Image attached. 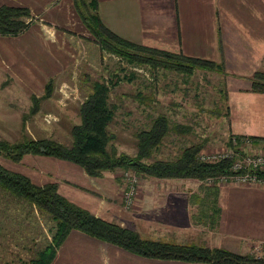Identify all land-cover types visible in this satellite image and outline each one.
Segmentation results:
<instances>
[{"label": "rangeland", "instance_id": "obj_1", "mask_svg": "<svg viewBox=\"0 0 264 264\" xmlns=\"http://www.w3.org/2000/svg\"><path fill=\"white\" fill-rule=\"evenodd\" d=\"M18 2L26 5L28 0H0V5L23 7ZM88 3L87 0H80L79 4L76 2V8L79 12L87 10L92 13ZM65 5L61 1L47 4L46 8H41L38 3L35 6L31 4L30 18L25 19L28 22L34 18L36 22L40 21L39 18L43 19L42 22L50 21L46 24L55 31V43L43 45L37 41L40 36L45 38L37 23L20 37L8 36L9 39L0 40V138L17 140L26 131L31 138L48 137L69 143L70 128L80 121L79 107L89 87L94 81L104 79L107 82L112 74H117L121 78L119 83L110 87L109 102L116 105V110L109 131L114 134L111 146L118 153L134 156L137 151L135 133L149 128L158 115L167 117L169 133L150 160L173 158L190 145L199 144V150L210 151L220 149L227 142L232 135L229 130L227 82L233 84L241 78L249 80L253 73H224L236 78L232 82L218 72L198 69L184 81V76L179 73L162 69L151 72L146 68L128 66L122 59L101 49L88 29L86 17L78 13L79 22L75 24L74 12ZM124 74H131L133 78L124 79ZM254 79L257 80L256 77ZM50 80L53 81V89L45 97V85ZM63 84L68 87L61 88ZM32 95L40 98L36 112L32 111ZM232 101L238 111L240 105L235 99ZM246 108L249 109L246 111L248 114L244 115L240 110L239 118L247 125V131L264 132V116L261 115L263 120L258 121L251 113L258 114L261 106L250 102ZM48 160L46 156L32 154L24 155L20 162L0 157L2 165L13 171L27 166L42 171L50 169ZM150 160L144 159L145 162ZM56 169L65 171L60 167ZM149 176L138 174V185ZM185 179L190 185L183 191L196 194L206 188L201 179ZM220 192L225 199L228 195L232 196L226 201L230 214L239 219L243 216L260 218L264 222V188L228 185ZM5 202L0 198L2 208L8 207L5 222L0 225V264H24L51 240L49 227L52 222L36 211L22 210L21 203L15 199ZM195 217L191 219L194 226L191 230L195 232L194 239H191L193 242L171 238L166 230H159L151 236L145 231L141 236L148 239L158 236L164 242L209 246L205 243L207 240L203 242L202 238H198L196 228L201 219L197 215ZM205 223L208 231L213 229L214 222ZM250 250L249 254L261 256L264 241L253 244Z\"/></svg>", "mask_w": 264, "mask_h": 264}, {"label": "crops", "instance_id": "obj_2", "mask_svg": "<svg viewBox=\"0 0 264 264\" xmlns=\"http://www.w3.org/2000/svg\"><path fill=\"white\" fill-rule=\"evenodd\" d=\"M60 1L74 12L75 24L79 22L78 13L81 17L85 16L90 24L89 12H79L76 8V2L79 4L80 0H28L26 5L18 4L27 7L31 13V4L35 6L38 3L41 8H46L47 4ZM96 11L106 27L127 40L221 63L223 71L220 74L229 77L232 82L236 78L224 73L264 74V0H97ZM39 20H29L27 29L37 23L39 31L45 34L44 39L40 36L37 41L43 45L55 43V31L46 24L50 21ZM27 29L15 36L0 35V40L9 39L8 36L20 37ZM69 38L67 40L70 41ZM251 78H241L233 84L227 82L229 130L230 134L264 138L263 131H247V125L239 118L241 113L248 114L246 105L251 102L261 106L258 114L251 112L252 116L255 120H263L264 92L250 90ZM67 87L63 84L61 88ZM234 99L241 107L238 111L232 103ZM48 158L52 167L50 169L42 171L27 166L16 171L40 185L56 182L59 193L70 201L106 221L133 229L140 235L147 231L151 236L159 230H166L171 238L191 242L195 234L191 230L194 227L191 219L197 215L201 219L196 228L198 238H202L203 242L207 240L205 243L210 247H220L244 255L250 253L253 244L264 241V222L260 218L243 216L239 219L229 213L227 202L232 196L228 195L225 199L220 191L233 184L217 185L220 187L217 194L206 190L190 194L183 191L190 185L185 178L149 176L138 185L132 209L125 210L122 206L126 185L123 177L125 169L116 168L103 171L99 176H89L73 162ZM57 167L65 171H58ZM149 185L151 187L147 188ZM232 200L239 201L235 198ZM215 208H219V214ZM205 222H214L213 229L208 231ZM150 238L160 240L158 236ZM51 264L210 263L141 257L84 233L71 231L56 249Z\"/></svg>", "mask_w": 264, "mask_h": 264}, {"label": "trees", "instance_id": "obj_3", "mask_svg": "<svg viewBox=\"0 0 264 264\" xmlns=\"http://www.w3.org/2000/svg\"><path fill=\"white\" fill-rule=\"evenodd\" d=\"M89 8L92 9V13H89L90 33L102 50L122 59L128 66L146 68L151 72L162 69L179 73L184 76V81L198 69L218 73L223 71L222 64L212 60L173 53L127 40L101 22L96 11L97 0H90ZM26 18H30V10L27 7L1 5L0 35L20 34L29 25ZM123 77L127 80L133 78L131 74H124ZM120 79L117 74H112L107 82L101 79L92 83L79 107L80 121L70 128L69 143L48 137L31 138L24 131L17 140L0 138V157L12 162H20L27 154L55 157L79 165L89 176H99L103 171L123 168L132 169L142 175L203 180L222 172L228 166L225 162H200L197 159L199 144L185 147L170 159L150 160L169 133V122L165 115H158L149 128L135 133L137 151L134 156L115 151L111 146L114 134L109 131V125L114 119L116 105L109 102V95L110 87H114ZM250 80L251 91L264 92V74L255 73ZM52 82L50 80L45 85V97L52 92ZM31 99L32 111L36 112L40 98L32 95ZM144 159L150 161L145 162ZM203 186L206 187L203 188L205 190L218 193V186L215 184ZM0 196L4 202L15 199L21 203L22 210L36 211L52 222L49 227L51 240L24 264H51L56 249L71 231L84 233L141 257L210 264H264V252L261 256L242 255L220 247L144 238L137 231L103 220L70 201L59 193L56 182L37 184L25 174L6 168L1 162ZM0 207L1 225L5 222V210H8V207ZM215 211L218 214L220 212L219 208H215Z\"/></svg>", "mask_w": 264, "mask_h": 264}, {"label": "built area", "instance_id": "obj_4", "mask_svg": "<svg viewBox=\"0 0 264 264\" xmlns=\"http://www.w3.org/2000/svg\"><path fill=\"white\" fill-rule=\"evenodd\" d=\"M197 159L205 163L228 164L222 172L201 180L202 185L229 183L264 188V138L232 134L220 149L198 151ZM123 177L126 185L122 205L125 210H129L134 203L139 178L134 170H125Z\"/></svg>", "mask_w": 264, "mask_h": 264}]
</instances>
